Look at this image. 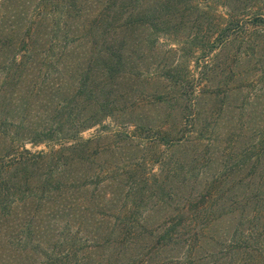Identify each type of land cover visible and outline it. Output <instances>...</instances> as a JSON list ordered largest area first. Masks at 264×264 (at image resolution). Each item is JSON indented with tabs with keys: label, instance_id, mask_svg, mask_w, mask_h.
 <instances>
[{
	"label": "trees",
	"instance_id": "1",
	"mask_svg": "<svg viewBox=\"0 0 264 264\" xmlns=\"http://www.w3.org/2000/svg\"><path fill=\"white\" fill-rule=\"evenodd\" d=\"M10 1L14 0H0V25L7 17L8 20L15 17V12L9 14ZM218 1L223 10L217 11V23L215 17H209V0H40L48 11L34 16V21L30 19L24 30L26 33L10 43L14 51L0 80V264H148L149 259L153 260L152 254H162V250L167 252L170 247L171 262L161 264H264V132L250 148H231L220 158L217 171L192 194L183 195L181 189L187 186L186 175L190 178L197 168L196 159H191L190 163H176L170 157L167 160L171 147L180 139L188 138L189 143L203 139L197 129L196 109L200 93L204 91L201 86H205L219 68L214 62L215 52L236 47L231 51L232 55L245 50L241 58L243 55L252 57L257 54L259 45L264 44V0H238V4H235L236 0L232 3ZM150 2L152 4L147 7ZM56 8L62 12V23L59 19L52 20ZM182 9L199 11L205 20L211 18V23L205 27L204 41H193L186 48L193 51V56L197 52L192 50L193 47L200 48V55L196 57L201 60L199 75L188 69L179 74L175 68V71L168 68L164 73L177 90L181 91L185 85L190 89L182 88L187 103L179 108L180 117L174 128L160 125L156 134L149 137L154 143V160L160 172L138 174L136 167L127 171L126 201L111 215V226L92 245L82 243L77 238L79 230H73L68 223L74 222L78 214V226L83 223L89 208L84 207L76 213L79 203L84 199L92 205V200L97 198L94 192L105 193L101 188L104 185H99L104 184L101 183L104 178L113 187L114 183L110 185V182H118L114 181L118 168L91 173V177L103 176V180L94 181V192L87 198L91 181L78 184V178L70 175L67 168L78 161L79 153L83 160H88L91 154L94 158L98 150L89 151L88 146L101 134L83 138L80 133L114 112L115 100L110 96L115 95L114 87L129 65L125 47L128 31L141 27L153 29L152 34L163 31L176 13L181 15ZM73 25L74 30H69ZM43 27L49 28L46 34L51 30L54 32L45 42L39 41L38 32ZM54 50L60 54L51 60L49 52ZM228 55L222 61L225 65ZM35 57L45 60L48 70L60 68L61 74H72L73 78V89L68 90L69 101L59 102L56 106L55 114L59 111V118L57 121L52 119V123L42 129H30L24 120H15L11 113L17 110V105L9 87L18 83L23 71L35 68ZM260 70L254 67L250 77L243 82L264 81V69ZM229 71L231 79L234 75L230 68ZM58 88L59 83L55 90ZM216 88L206 92L215 96L220 87ZM246 98L249 99L250 94ZM186 109L188 117L183 116ZM185 122L190 128L185 135L187 138H183V133L178 135V124ZM30 132L32 135L28 136ZM197 132L198 136L194 135ZM27 139L57 146L53 144L47 151L31 152L24 144ZM245 167L250 171V179L239 180L236 176ZM179 172L184 174L183 177H178ZM168 175L177 183L172 189H165L164 177ZM75 192H81L83 197H78ZM110 192L113 196L109 202H115L116 191ZM155 195L159 196L158 202L169 199L172 206L169 220L166 225L160 224L154 229L156 235L151 233L149 252H130L131 237L138 236L136 232L144 220L141 210ZM108 200L105 198L103 204ZM60 219L66 221L62 231L59 230L63 240L55 237ZM127 252L130 256L121 261ZM25 256L33 259L28 261Z\"/></svg>",
	"mask_w": 264,
	"mask_h": 264
},
{
	"label": "rangeland",
	"instance_id": "2",
	"mask_svg": "<svg viewBox=\"0 0 264 264\" xmlns=\"http://www.w3.org/2000/svg\"><path fill=\"white\" fill-rule=\"evenodd\" d=\"M229 1L232 3L234 0ZM237 2L238 0L235 4H238ZM44 4H41L40 0H14L9 2V14L15 12V17H11L9 20L7 17L0 25V80L6 73L7 69L5 67H7L9 57L14 51L10 43L14 42L20 34L26 33L24 30L26 25L30 24V19L34 21V16L39 17L40 13L48 11ZM151 4V2L147 3L146 6L149 7ZM85 5L89 6L86 3ZM209 5L211 6V14L208 16L215 17V21L218 23L217 11H222L223 7L220 6L218 0H209ZM56 10L52 13V20L57 21L59 19L62 23L63 18L60 17L62 12ZM202 15L199 11L182 9L181 15L176 13V17L169 23V26L163 27V31L152 34L153 29L142 27L133 30V32L132 30L128 31L125 47L128 53L129 65L124 76L118 80L114 87L115 95L110 96L115 100L112 105L114 112L112 115L102 117L100 122L80 133L83 138H91L101 134L96 141L88 146L89 151L97 149L98 153L94 155V158H91L93 157L91 154L88 160L81 159L80 155L82 153H79L78 161L75 160V163L67 168L70 175L78 178V184L91 181L89 192L86 193L87 198L94 192V181L103 180V176L94 178L90 176L91 173H98L111 167L118 168V175L114 180L118 182H110V185L114 183L113 187H110L109 180L104 178L101 182L104 184L99 185L106 186V189L104 186L101 187L104 188L105 193L99 194V190L94 192L97 198L96 201L92 200V205L89 204L88 200L83 201L84 199L79 203V210L76 213H79L84 207L89 208L87 213L85 212L86 219L81 224L82 226L79 225V228L76 222L77 218H80L79 214L76 215L74 222L68 223L73 230H79L77 238L82 243L92 245L98 237H103L111 226L113 220L111 215L118 212L124 201H126L128 186H124V184L128 183L127 171L136 167L135 170L138 174L143 173L144 175L147 171L159 174V165L155 163V153L152 148L154 143L150 141L149 137L156 134V130L160 125L174 128V124L180 117L179 110L182 109L180 107L187 103L182 91H189L190 89L189 86L186 87L185 85L182 86L185 90H182V88L181 91L177 90L174 84L164 76V73L168 68L174 71L178 69L179 74L186 72L188 69L195 70L193 71L194 75H199L197 72H200L201 60L196 57L200 55L198 50L200 48L193 47L192 50L197 51L194 56L193 51L189 52L190 49L186 50V48L193 41H204L205 27L211 23V18L210 21L207 18L205 20ZM73 24L75 23L73 22ZM61 26L63 25L61 24ZM74 28L73 25V27H69V30H74ZM9 29H15V31L10 32ZM48 31L49 28L46 27L39 30V41L45 42L52 38L50 36L54 35L53 30L46 34ZM60 39L63 40L61 34ZM235 49L236 47L215 52L214 55L217 54V57L214 58V62L216 65L218 64L219 68L216 69L217 72L214 73V77L212 75L209 78L211 80L208 79L204 83L205 86L208 85L206 87L201 86L204 91H202V94L200 93L201 101L199 100L196 114L198 115L197 129L203 139L189 143L188 138L185 137L186 132L190 129L188 124L186 122L178 124L180 127L178 135L183 133V138L187 139H180L179 143L174 144L168 152L167 160L170 157L176 163H182L183 161L190 163L191 159L194 158L198 162V166L194 168L191 177L189 178V175H186L189 180L186 182L187 186L181 189L184 191L182 192L183 195L200 190L204 180L211 177L219 168L220 158L225 157V154H228L231 148H250L251 144L256 143L257 138L264 132V81L255 84H245L243 82L250 77L254 67L258 68V71L264 69V44L259 45L257 54H253L252 57L243 55V58H241V54L245 50L243 53H241L242 51L237 53L238 55H232L231 51ZM59 54L58 50L49 52L50 59L55 60ZM226 55H228V63L225 65L222 61L227 58ZM33 63L35 68L28 72L23 71L19 76L20 79H17L18 83L13 88L9 87V91L13 92L12 97L16 100L17 105V110L11 113L15 120H24L25 125L30 126V129H42L51 124L52 119L57 121L59 118V111L55 114L56 106L59 105V102L64 104L69 101L68 90L73 89V78L72 74H61L60 68L48 70L45 67V60L35 57ZM229 68L231 74L234 75L231 79L229 78L230 73L228 74L230 72ZM221 72L223 73L221 74ZM57 83H59V88L56 91ZM244 84L246 86L243 87ZM216 86L220 87L216 91V95L210 96L208 94L209 89L216 90ZM50 87L54 90L52 91ZM206 90L208 91L206 92ZM248 94H250L249 99L246 98ZM189 115H192V113ZM183 116L188 117L187 109L183 111ZM198 132L194 135L198 136ZM27 135L30 136L32 133L30 132ZM24 144L31 152L47 151L51 146H57L51 142H32L29 139L24 140ZM229 162L230 160H228ZM179 171L181 170L179 169ZM171 172L169 174L173 175ZM178 174L179 178L184 175L182 172ZM108 175L109 173H107ZM170 175L164 177L165 189H172L171 187L177 184L171 180ZM236 177L239 180L244 179L246 181L250 179V171L247 170V167L242 168ZM149 180L153 182L150 175ZM243 189L245 188L243 187ZM176 190L178 191V189ZM110 191H116L115 202H109L113 196ZM75 193L78 197H83L81 192ZM104 194L105 196L101 197ZM157 197L159 196H152L141 210L144 213V220L138 228V232H136L138 236L131 237L133 244L130 246L132 247L129 249L130 252H141L142 250L143 252H149L151 233L153 232L156 235L154 229L158 228L160 224L166 225L169 220L168 216L172 213L169 199L163 198L164 200L158 202ZM105 198H109L107 204H103ZM100 201L102 204H97ZM65 223V219L58 221L56 239L63 240L64 236L61 235L60 231H62L61 229L65 226ZM170 249L167 252L162 250V254H152L151 259L153 258V260L148 258L147 263L171 262L169 257H171L172 252ZM183 251L177 252L178 255H181ZM199 253L201 254V252ZM166 255L167 259H165ZM129 256L130 253L127 252L121 261H126ZM25 257L28 261L33 259L30 256Z\"/></svg>",
	"mask_w": 264,
	"mask_h": 264
}]
</instances>
